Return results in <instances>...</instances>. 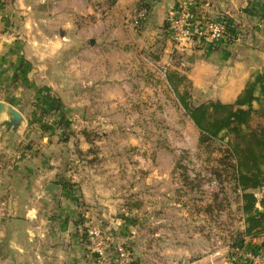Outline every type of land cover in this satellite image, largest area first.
<instances>
[{"label":"rangeland","instance_id":"374dc122","mask_svg":"<svg viewBox=\"0 0 264 264\" xmlns=\"http://www.w3.org/2000/svg\"><path fill=\"white\" fill-rule=\"evenodd\" d=\"M118 45L122 53L113 55L116 61L102 63L101 89H85L88 94L98 89L97 101L74 99L80 94L74 85L67 92L29 81L2 89L0 103L16 110L21 121L4 126L7 114L0 116V179L17 160L38 153L30 150L33 145L54 144L55 155L67 154L72 167L48 181V193L77 190L81 182L104 201L95 219L83 211L75 218L85 224L79 235L83 245H92L90 229L99 231L103 264H117L119 246L129 252V264L246 263L231 250L239 246L234 241L243 223L239 193L222 160L227 139L200 146L199 132L177 99L191 91L189 81L176 91L167 82L170 72L185 76L172 68L183 56L168 51L161 37L145 47L127 39ZM258 123L264 121L254 118L250 125ZM262 195L264 189L256 191ZM57 204L43 201L42 227L51 228L53 214L47 211Z\"/></svg>","mask_w":264,"mask_h":264},{"label":"crops","instance_id":"0c3cea01","mask_svg":"<svg viewBox=\"0 0 264 264\" xmlns=\"http://www.w3.org/2000/svg\"><path fill=\"white\" fill-rule=\"evenodd\" d=\"M180 1L0 0V92L28 81L66 88L65 92L74 85L80 92L74 99L97 101L98 89L91 94L85 89L92 85L101 89L102 63L116 61L113 55L122 53L118 43L127 39L145 47L161 37L168 51L183 56L180 66L172 68L186 76L192 99L232 103L252 73L264 72L263 0H211L194 12L191 33L200 17L224 18L236 32L231 41L214 46L203 38L188 41L187 36L180 44L172 40L169 20ZM30 150L38 153L17 160L0 179V264H103L92 256L89 245L81 243L80 228L85 224L75 223L80 211L95 219L100 205H105L103 199L81 182L76 185L79 190L58 189L51 196L48 181L68 174L72 167L67 154L56 156L54 144H37ZM52 200L58 204L48 208L53 217L46 229L41 205ZM250 244L264 251V237Z\"/></svg>","mask_w":264,"mask_h":264},{"label":"trees","instance_id":"16d2710c","mask_svg":"<svg viewBox=\"0 0 264 264\" xmlns=\"http://www.w3.org/2000/svg\"><path fill=\"white\" fill-rule=\"evenodd\" d=\"M228 31L235 33L230 26ZM186 79L176 72L167 75L174 91ZM177 99L199 132L200 146L208 147L214 141L227 139L222 160L231 171L234 189L239 193L243 223L234 243L259 250L250 241L264 237V195L256 196V191L264 189V124L252 128L250 123L254 118L264 119V72L252 73L232 103L208 100L191 104V92L186 90L177 94Z\"/></svg>","mask_w":264,"mask_h":264},{"label":"built area","instance_id":"2783aa9c","mask_svg":"<svg viewBox=\"0 0 264 264\" xmlns=\"http://www.w3.org/2000/svg\"><path fill=\"white\" fill-rule=\"evenodd\" d=\"M210 1L211 0H181L178 3L169 20V29L174 42L180 44L181 40L188 36V41H191L192 37L203 38L214 46L223 41L228 42L236 37V32L232 34L228 31L229 23L224 18L216 20L206 19L204 17L197 18L192 33L190 32V20L193 13L208 7ZM140 17H143V13L139 15V18ZM135 23L137 24L138 22ZM261 26L264 28V21ZM88 234L92 241V253L99 259L103 258L105 247L102 238L99 236V231L92 228L88 231ZM231 250L234 251V254L237 256L242 257L247 264H264V251H258L257 253L251 252L240 246H236ZM130 261L129 252L120 246L117 247V264H129Z\"/></svg>","mask_w":264,"mask_h":264},{"label":"water","instance_id":"95a60500","mask_svg":"<svg viewBox=\"0 0 264 264\" xmlns=\"http://www.w3.org/2000/svg\"><path fill=\"white\" fill-rule=\"evenodd\" d=\"M5 111V113L7 114L8 120L3 122L4 126L10 125V127L12 126H16L18 122L21 121V115L14 110L11 107H7L5 104L0 103V116L2 114V112ZM10 123V124H8ZM57 188V187H55Z\"/></svg>","mask_w":264,"mask_h":264}]
</instances>
